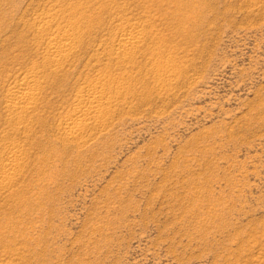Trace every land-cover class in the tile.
Returning <instances> with one entry per match:
<instances>
[{
    "label": "rangeland",
    "instance_id": "1",
    "mask_svg": "<svg viewBox=\"0 0 264 264\" xmlns=\"http://www.w3.org/2000/svg\"><path fill=\"white\" fill-rule=\"evenodd\" d=\"M79 17L66 64L13 115L9 87ZM128 24L141 41L116 62ZM102 75L119 94L66 138ZM15 150L0 264H264V0H0V166Z\"/></svg>",
    "mask_w": 264,
    "mask_h": 264
},
{
    "label": "bare ground",
    "instance_id": "2",
    "mask_svg": "<svg viewBox=\"0 0 264 264\" xmlns=\"http://www.w3.org/2000/svg\"><path fill=\"white\" fill-rule=\"evenodd\" d=\"M52 8L54 9V5ZM81 15L82 14H80V16ZM57 16V11L53 10L48 11L45 15H43V18L41 19V31L38 30V32H40L42 35L44 31L47 33V30H50ZM81 17H79L78 20L75 19L76 21H69L65 24H59V33H52L48 37L45 49L46 55H44V59L42 61L43 66H41V64L38 65L43 67L42 70L37 69V66H33L34 71L24 74L23 77L17 80L13 86L9 87L7 104L9 111L13 115L19 116L21 113H26V111L28 112L30 108H33L34 103H36L38 91L43 85L41 74L44 70H47L49 73H51L54 72L55 69L59 70L66 64L68 58L66 57L65 52H69V50L75 46V41L77 42L79 38L80 32L78 28H80L79 20ZM140 28L138 24L120 26L121 33L118 34V42L113 44V46H111L109 49L110 59H114L116 62L127 61V58L131 52L141 41L140 33L142 32ZM120 86L121 82L119 79H114L112 76L102 75L97 77L96 80L91 82L89 87L84 92L82 90L81 95L78 96V103L77 107L75 108L76 112H73L61 122L60 129L62 134L66 138L70 139L69 136L79 134L89 121L97 120L99 122V119L102 118V116L100 118V114L104 111L107 105L111 106L110 102L113 100L108 97L107 92L115 91L119 94L120 90H118V88ZM104 113L106 114V112ZM17 121L19 120L17 119ZM103 123H105L104 120ZM5 161L8 162L0 166V184L3 185L7 184V179H10L15 175V167L19 164L18 151H12L6 156Z\"/></svg>",
    "mask_w": 264,
    "mask_h": 264
}]
</instances>
